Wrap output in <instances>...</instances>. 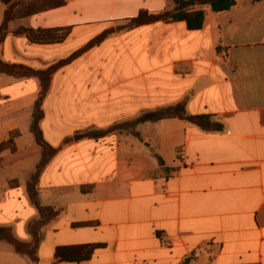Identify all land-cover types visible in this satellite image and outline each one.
Returning a JSON list of instances; mask_svg holds the SVG:
<instances>
[{
    "label": "crops",
    "instance_id": "1",
    "mask_svg": "<svg viewBox=\"0 0 264 264\" xmlns=\"http://www.w3.org/2000/svg\"><path fill=\"white\" fill-rule=\"evenodd\" d=\"M66 1L9 24L69 28L63 42L10 33L0 47L6 62L47 69L115 30L58 70L44 100L43 136L58 152L39 179L40 203L53 215L38 264H264V0L206 6L197 30L185 21L127 27L173 0ZM6 9L0 0V26ZM40 91L37 78L0 74V145L13 136L17 149L0 150V227L27 243L41 217L27 190L31 176L1 173L40 162L31 130ZM183 100L188 114L211 115L223 130L170 118L140 124L139 137L123 128L87 134ZM84 244L100 245L89 261L56 260L57 247ZM0 264L33 263L0 239Z\"/></svg>",
    "mask_w": 264,
    "mask_h": 264
},
{
    "label": "trees",
    "instance_id": "2",
    "mask_svg": "<svg viewBox=\"0 0 264 264\" xmlns=\"http://www.w3.org/2000/svg\"><path fill=\"white\" fill-rule=\"evenodd\" d=\"M6 6L4 21L0 26V47L10 33L14 35H26L29 40L36 43H59L63 42L69 35V28H53V29H31L18 28L14 31L9 30V24L16 18L30 16L34 13L61 7L66 4V0H1ZM172 8L164 9L159 12H150L142 10L136 17L130 19L127 23L128 28H135L141 25L152 24L155 22H175L185 21L191 30L201 29L205 22L206 6L211 7L214 11L229 10L237 4L236 0H173ZM114 29H108L100 35L92 39L87 45L80 50L74 52L69 57L58 61L47 69H36L26 65L14 64L6 62L0 55V74H8L16 77L37 78L40 81L41 91L36 100L31 130L35 136L36 143L41 153L40 162L37 164L35 171L32 173L27 183V190L32 203L39 209L41 217L35 219L29 225V230L33 236L30 243L17 239L11 227H0V239L12 244L15 250L26 255L33 264H38L37 250L42 239V230L46 226L49 218L53 215L51 207L47 208L41 205L39 200V179L43 171L53 157L57 154L58 148L48 144L43 136L41 127L44 119L43 104L47 94L50 91L54 74L62 67L72 63L82 53L100 45L106 40ZM187 101L160 107L142 113L134 120L135 124L158 122L164 119L177 118L187 121L204 131L213 132L223 130V125L215 121L211 115L199 114L191 115L186 110ZM119 124L106 130H93L87 134L92 138H99L108 133L118 130ZM10 148L12 152H16V146L13 136L0 145V150ZM163 163V160L160 159ZM18 184L17 180L12 184ZM99 244L84 245H68L59 246L55 251V258L59 262L81 263L89 261Z\"/></svg>",
    "mask_w": 264,
    "mask_h": 264
},
{
    "label": "rangeland",
    "instance_id": "3",
    "mask_svg": "<svg viewBox=\"0 0 264 264\" xmlns=\"http://www.w3.org/2000/svg\"><path fill=\"white\" fill-rule=\"evenodd\" d=\"M114 32H115V30H114ZM62 68H60V69H62ZM66 73L67 72H62V74H64V75ZM70 74L71 75H77V68L72 69ZM147 111H150V110L141 109L140 111H138V113L136 114L134 120L137 117H139L142 113L147 112ZM134 120L125 122L124 124H119V126L117 128H119V129L123 128L125 130L130 131V132H133L135 134V136L139 137L140 136V132L138 130V127H139L140 124H135ZM141 124H143V123H141ZM112 129H115V128L113 127ZM90 131H93V130H90ZM75 135H81V132L80 131H76ZM140 138H142V137H140ZM72 139H73V137H72ZM38 160L39 159L37 157L31 158V159L23 162L22 164H17L15 166L11 167V168H8V170H6V172H2L1 174L3 176H6L7 178L18 177L22 181L27 180L31 176L32 172L36 169V165L38 163Z\"/></svg>",
    "mask_w": 264,
    "mask_h": 264
},
{
    "label": "built area",
    "instance_id": "4",
    "mask_svg": "<svg viewBox=\"0 0 264 264\" xmlns=\"http://www.w3.org/2000/svg\"><path fill=\"white\" fill-rule=\"evenodd\" d=\"M223 56H227V53H226V52H224V53H223ZM182 157H183V156H182Z\"/></svg>",
    "mask_w": 264,
    "mask_h": 264
}]
</instances>
